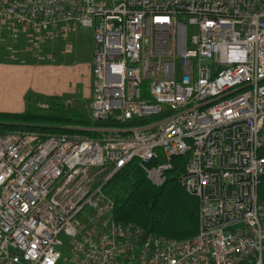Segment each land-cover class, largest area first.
<instances>
[{
    "label": "built area",
    "instance_id": "1",
    "mask_svg": "<svg viewBox=\"0 0 264 264\" xmlns=\"http://www.w3.org/2000/svg\"><path fill=\"white\" fill-rule=\"evenodd\" d=\"M77 28L93 37L88 117L115 125L0 134V264H264V0H0V43ZM183 155L194 236L114 219L117 171L134 161L159 187Z\"/></svg>",
    "mask_w": 264,
    "mask_h": 264
},
{
    "label": "trees",
    "instance_id": "2",
    "mask_svg": "<svg viewBox=\"0 0 264 264\" xmlns=\"http://www.w3.org/2000/svg\"><path fill=\"white\" fill-rule=\"evenodd\" d=\"M28 100L32 94H28ZM48 104L47 108L36 103ZM143 120H132L122 125L136 126ZM115 125L112 122H94L87 114L65 107L59 96L37 98L22 112H0V134L13 131L50 133H84L96 126ZM121 125V124H119ZM187 155L173 159L174 166L167 172L163 185L156 187L134 161L117 171L105 184V191L114 202L116 221L133 222L144 231L172 239H186L198 231L199 204L195 196L180 186L178 175ZM258 196L264 200V175L258 185ZM238 264H251L246 260Z\"/></svg>",
    "mask_w": 264,
    "mask_h": 264
},
{
    "label": "crops",
    "instance_id": "3",
    "mask_svg": "<svg viewBox=\"0 0 264 264\" xmlns=\"http://www.w3.org/2000/svg\"><path fill=\"white\" fill-rule=\"evenodd\" d=\"M76 65V62L68 61L35 63L7 60L3 59L0 48V112H22L33 100L48 96L70 101L88 99L89 112L93 95L92 51L91 58L83 67L85 78ZM28 94H32L31 100L27 99Z\"/></svg>",
    "mask_w": 264,
    "mask_h": 264
},
{
    "label": "rangeland",
    "instance_id": "4",
    "mask_svg": "<svg viewBox=\"0 0 264 264\" xmlns=\"http://www.w3.org/2000/svg\"><path fill=\"white\" fill-rule=\"evenodd\" d=\"M69 38L70 40L67 43L53 42L43 44L39 48L29 46V44L25 43L23 39H19L16 43L6 40L3 42L2 46H0L1 54L3 59H11L14 61L35 63L51 61L76 62L77 68H80L79 73L82 74V78H85V74H83V67L91 58V51L93 47L92 31L90 29L77 28L71 33ZM65 100L67 99H64V102H66ZM71 104V108H75L88 115V99L76 101L72 100ZM66 258L67 254L64 252L61 263L65 264Z\"/></svg>",
    "mask_w": 264,
    "mask_h": 264
}]
</instances>
